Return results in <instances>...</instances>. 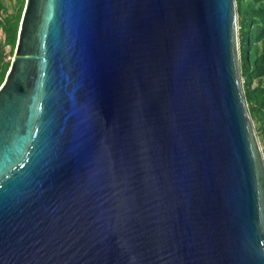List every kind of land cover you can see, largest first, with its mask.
Here are the masks:
<instances>
[{
  "label": "water",
  "instance_id": "water-1",
  "mask_svg": "<svg viewBox=\"0 0 264 264\" xmlns=\"http://www.w3.org/2000/svg\"><path fill=\"white\" fill-rule=\"evenodd\" d=\"M0 264H264L235 0H25Z\"/></svg>",
  "mask_w": 264,
  "mask_h": 264
},
{
  "label": "trees",
  "instance_id": "trees-1",
  "mask_svg": "<svg viewBox=\"0 0 264 264\" xmlns=\"http://www.w3.org/2000/svg\"><path fill=\"white\" fill-rule=\"evenodd\" d=\"M25 0H0V85L10 67ZM239 70L264 160V0H235Z\"/></svg>",
  "mask_w": 264,
  "mask_h": 264
},
{
  "label": "clouds",
  "instance_id": "clouds-1",
  "mask_svg": "<svg viewBox=\"0 0 264 264\" xmlns=\"http://www.w3.org/2000/svg\"><path fill=\"white\" fill-rule=\"evenodd\" d=\"M236 22H237V16H236ZM237 32H238V27H237ZM238 50H239V41H238Z\"/></svg>",
  "mask_w": 264,
  "mask_h": 264
}]
</instances>
